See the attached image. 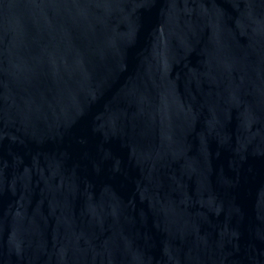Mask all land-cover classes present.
<instances>
[{
    "label": "water",
    "instance_id": "95a60500",
    "mask_svg": "<svg viewBox=\"0 0 264 264\" xmlns=\"http://www.w3.org/2000/svg\"><path fill=\"white\" fill-rule=\"evenodd\" d=\"M0 264H264V0H0Z\"/></svg>",
    "mask_w": 264,
    "mask_h": 264
}]
</instances>
